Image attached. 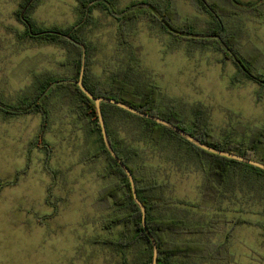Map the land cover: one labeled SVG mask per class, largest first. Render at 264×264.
I'll use <instances>...</instances> for the list:
<instances>
[{"label": "rangeland", "instance_id": "1", "mask_svg": "<svg viewBox=\"0 0 264 264\" xmlns=\"http://www.w3.org/2000/svg\"><path fill=\"white\" fill-rule=\"evenodd\" d=\"M23 1L0 0V103L16 113L4 115L0 107V264H118L121 251L105 242L118 238L123 228L105 227L123 211L112 198L102 197L114 183L103 175L108 159L92 157L96 136L59 81L74 76L77 51L30 37L16 15ZM132 1L142 0H116L111 8L119 11ZM169 1L179 24L192 23L202 32L210 25V14L193 0ZM208 1L236 10L224 17L226 29L236 36L241 53L258 59L264 69V7L240 10L230 0ZM135 12L136 19L126 24V42L117 19L100 6L91 11L90 24H81V34L94 47L92 80L109 83L133 61L139 86L158 85L161 110L175 104L191 125L201 109V122L208 123L213 140L247 143L254 127L264 128V91L259 98V85L246 77L233 82L238 69L232 60L222 63L223 54L212 47L175 41L141 15V8ZM29 15L38 26L65 28L83 14L77 0H37ZM46 81L52 83L37 103L47 107L49 121L37 143L42 114L9 107L34 99ZM117 123L116 135L125 138L126 119ZM170 141L126 140L140 153L133 164L145 176L143 184H160L155 192L163 203L155 215L187 222L189 233L169 231L167 238L203 241L213 252L211 258L178 256L177 261L264 264V177L239 166L221 180L186 145L177 148ZM258 145L256 153L264 158V141ZM139 255L138 247L127 250L130 263L136 264Z\"/></svg>", "mask_w": 264, "mask_h": 264}, {"label": "trees", "instance_id": "2", "mask_svg": "<svg viewBox=\"0 0 264 264\" xmlns=\"http://www.w3.org/2000/svg\"><path fill=\"white\" fill-rule=\"evenodd\" d=\"M77 1L80 4V11L83 15L78 21L65 28L58 26L50 28L38 26L29 15V11L34 7L37 0H24L21 3V8L16 12V15L19 20L25 24L26 33L30 37L34 39L44 37L52 43L64 44L67 47H73V49L77 51V57L73 61L76 67L74 76L72 78L69 77L68 79L63 78L59 80L63 82L61 89L72 93L76 102L75 105L81 110L80 116L83 118L82 114L84 115L85 120L91 126L92 133L96 136L98 148L94 151L92 157L105 156L108 159L103 175L108 178H113L114 183L106 187L102 193L103 199L107 200L112 198L115 205H118L120 209L123 210L122 213L114 215L105 223V227L108 229L122 224L123 228L120 231V236L118 238L107 237L105 242L110 245V247H114L121 251V259L118 264H133L129 262L127 257V250L132 247L140 248L139 261L136 264H152L153 243L149 235L143 229L142 212L139 205L134 200L130 180L122 166L111 155L104 142L94 101L81 90L76 82L79 79L82 65L83 51L79 43L83 44L86 50L83 83L95 96H104L122 101L139 110L151 113L174 123L206 144L218 149L250 157L263 163L264 158L259 157L256 152L259 146L258 144L264 141V128L254 127L249 135V141L247 143L244 141L230 140L228 138L213 140V136L208 128V123L204 121L203 123L201 122V109L196 110V117L191 125L185 124L177 105L174 104L168 109L161 110L158 105V97L160 94L158 85L150 82L144 87L139 86L135 81L134 75H137V68L133 61H129L127 67L122 71L120 70L119 73H116L117 75L114 76L109 83L101 82L98 79H96V81L92 80L89 69L91 54L94 47L91 46L86 37L81 34L80 30L82 25H88L92 22L90 19L91 11L93 8L100 6L117 19L119 36L122 41L126 42V24L136 19L138 14H136L135 10L138 11V8H141V15H145L152 23L159 24L162 31L171 35L175 41H185L191 46L212 47L223 54L224 60H222V63L227 59L232 60L238 69L232 81L237 82L243 77H246L258 84L260 88L257 90V96L259 98L263 96L264 91V69L260 67L258 59L245 56L241 53L238 48L236 36L231 31H228L229 29H226L223 19L225 16L235 15L236 10L232 8L214 7L208 0H193L201 11L210 14V25L202 32L195 29L196 27L192 23L183 22V24H179L176 21V10L171 6V1L169 0H158L153 2L144 0L132 1L119 11H115L111 8V5H117L116 0ZM230 1L238 7H242L240 10H257L254 5H264V3H243L239 0ZM114 12L117 14L115 15ZM51 83L52 81L40 83L38 94L31 101L9 107L13 109L20 108L18 110L22 111L21 113L37 111L42 114V126L37 143H39L40 137L42 141V136L47 129L49 121L48 109L45 105L41 106L37 103V97L40 96L41 93L44 94V91ZM1 106L2 104L0 103V107ZM1 109H3L4 115L16 114L11 113L4 107H1ZM101 109L110 143L116 154L131 170L137 187V195L146 207L147 226L151 234L155 237L159 248L157 264H180L176 259L178 256L186 258H211L213 252L212 254L208 253L210 247L208 243L196 240L177 241L167 238V233L169 231L189 233L190 230L187 222L181 217L155 215V210L163 203V198L155 192V189L160 184L159 182L143 184L146 178L143 174L138 172L137 166L133 164V158L140 153L136 147L129 146L126 140H146L155 144L165 140H172L170 142L175 141L178 143L177 146L179 147L177 148H182L186 145L189 148L188 152L195 156L199 162L203 164L207 162L210 172L218 175L221 180L228 177L231 170L239 166L245 167L247 170L252 169L260 178L264 177V170L202 149L172 129L153 120L132 114L114 104L102 102ZM119 115L127 121V136L125 138L118 137L115 128H113L114 126H119L117 122L122 119ZM130 124H134V128H130ZM41 141L40 143H42ZM44 144L45 146H49L47 143Z\"/></svg>", "mask_w": 264, "mask_h": 264}, {"label": "water", "instance_id": "3", "mask_svg": "<svg viewBox=\"0 0 264 264\" xmlns=\"http://www.w3.org/2000/svg\"><path fill=\"white\" fill-rule=\"evenodd\" d=\"M31 29V28H30ZM47 32V31H44ZM43 33V32H41ZM79 43V42H78ZM82 47V65H81V69H80V76L79 79L76 81L77 84L79 85V87L81 88V90L91 99L94 101L95 106H96V110H97V114H98V118H99V123L101 125V129H102V134H103V138H104V142L109 150V152L111 153V155L118 161V163L122 166V168L124 169V171L126 172L130 183H131V188H132V193H133V197L135 202L139 205L141 212H142V224H143V229L145 230V232L149 235L152 243H153V258H152V264H157L158 262V253H159V248H158V244L157 241L155 239V237L151 234L148 226H147V222H146V207L144 205V203L140 200V198L137 195V187H136V183L133 177V174L131 172V170L129 169V167L122 161V159L116 154V152L114 151L108 134H107V130H106V125H105V121H104V117L102 114V109H101V103L102 102H107V103H111L114 104L132 114H135L137 116L140 117H144L150 120H153L159 124L164 125L167 128L172 129L173 131H175L176 133H178L179 135H181L182 137H184L185 139L189 140L191 143L197 145L198 147L205 149L209 152L221 155V156H225L228 157L230 159H234L240 162H244L250 165H253L257 168H260L262 170H264V163L258 160H255L253 158L250 157H246L240 154H236L230 151H226V150H222V149H218L214 146H211L209 144H206L204 142H202L200 139L192 136L189 132H187L185 129L175 125L174 123L161 118L159 116L153 115L151 113L148 112H144L142 110H139L129 104H126L122 101H118L114 98H109V97H104V96H95L94 94H92L84 85L83 83V77H84V72H85V64H86V50L83 44L79 43Z\"/></svg>", "mask_w": 264, "mask_h": 264}, {"label": "crops", "instance_id": "4", "mask_svg": "<svg viewBox=\"0 0 264 264\" xmlns=\"http://www.w3.org/2000/svg\"><path fill=\"white\" fill-rule=\"evenodd\" d=\"M243 3H252V4H260V3H264V0H239ZM264 7V5H263Z\"/></svg>", "mask_w": 264, "mask_h": 264}]
</instances>
